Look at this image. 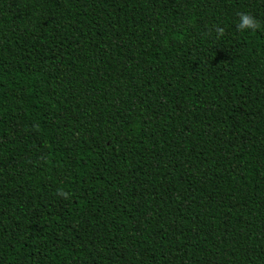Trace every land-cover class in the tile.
<instances>
[{"label": "trees", "instance_id": "obj_1", "mask_svg": "<svg viewBox=\"0 0 264 264\" xmlns=\"http://www.w3.org/2000/svg\"><path fill=\"white\" fill-rule=\"evenodd\" d=\"M0 264H264V0H0Z\"/></svg>", "mask_w": 264, "mask_h": 264}, {"label": "clouds", "instance_id": "obj_2", "mask_svg": "<svg viewBox=\"0 0 264 264\" xmlns=\"http://www.w3.org/2000/svg\"><path fill=\"white\" fill-rule=\"evenodd\" d=\"M261 29V24L257 18L249 13H239V22L237 23V30L240 32L252 31L255 32ZM215 31L217 39L225 35V28L222 26H215L213 29ZM58 194L64 198H68L69 194L63 189H58Z\"/></svg>", "mask_w": 264, "mask_h": 264}]
</instances>
